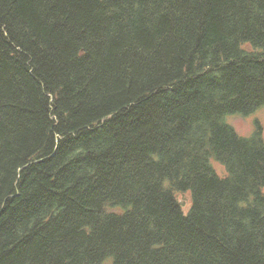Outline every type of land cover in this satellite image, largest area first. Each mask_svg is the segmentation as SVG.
Instances as JSON below:
<instances>
[{
  "label": "trees",
  "instance_id": "obj_1",
  "mask_svg": "<svg viewBox=\"0 0 264 264\" xmlns=\"http://www.w3.org/2000/svg\"><path fill=\"white\" fill-rule=\"evenodd\" d=\"M260 107L264 0H0V264H264Z\"/></svg>",
  "mask_w": 264,
  "mask_h": 264
},
{
  "label": "rangeland",
  "instance_id": "obj_2",
  "mask_svg": "<svg viewBox=\"0 0 264 264\" xmlns=\"http://www.w3.org/2000/svg\"><path fill=\"white\" fill-rule=\"evenodd\" d=\"M226 121H228V123H230L241 135L250 134L253 129L254 121H257L258 123H260L264 134V107H260L247 115H229L227 116ZM216 168L218 171L221 169L218 164H216ZM176 196L182 205L184 213L187 212L191 204L190 192H179Z\"/></svg>",
  "mask_w": 264,
  "mask_h": 264
}]
</instances>
